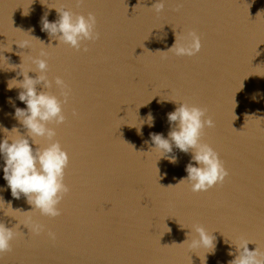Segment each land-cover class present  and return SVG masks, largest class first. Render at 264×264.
Masks as SVG:
<instances>
[{
    "label": "water",
    "instance_id": "1",
    "mask_svg": "<svg viewBox=\"0 0 264 264\" xmlns=\"http://www.w3.org/2000/svg\"><path fill=\"white\" fill-rule=\"evenodd\" d=\"M154 3L0 0V125L26 134L9 103L26 107L21 89L9 86L46 50L49 79L62 77L69 92L65 123L49 126L70 158V191L55 218L14 199L0 168V222L16 233L0 264H231L244 242L264 252V0H167L160 13ZM56 9L94 13L100 38L79 51L56 46L41 25L45 13L59 18ZM192 32L200 51L176 55L170 48L187 47ZM46 91L63 98L55 86ZM185 102L214 121L202 142L229 173L208 191L179 183L191 153L174 148L172 164L145 143L150 133L167 137V114ZM149 114L154 126L138 130ZM196 226L213 233L214 251L190 247Z\"/></svg>",
    "mask_w": 264,
    "mask_h": 264
},
{
    "label": "clouds",
    "instance_id": "2",
    "mask_svg": "<svg viewBox=\"0 0 264 264\" xmlns=\"http://www.w3.org/2000/svg\"><path fill=\"white\" fill-rule=\"evenodd\" d=\"M166 3L167 0H155L151 8L160 13ZM56 11L59 17L57 20L50 22L47 13L41 20L42 31H45L52 40L58 41L56 46L64 44L79 51L85 42L100 38L94 13L77 14L70 9H56ZM189 35L192 40L187 47L177 46L175 41L170 48L174 49L176 55L192 56L200 51L202 44L198 34L192 32ZM18 46L21 49L30 47L28 43ZM84 51H87V48H84ZM32 64L34 68L19 71L18 75L23 76L22 80L13 79L16 85L9 86V89L13 87L21 89L17 98L26 107H16L15 101L11 99L9 103L15 109L14 119L26 129V134H20L15 127L9 131L0 125V132L17 130L19 133L16 138H9L4 134V138L0 139V159L3 161L0 168L14 199L23 196L33 210L43 216L55 218L61 215L59 205L70 191L69 186L64 182L65 170L70 158L60 141L56 139V128L49 125L59 126L65 123L64 105L68 102L69 92L62 77L49 79L46 50H41L38 56L33 57ZM30 72L35 73L36 76L34 78L29 76ZM38 86H41L40 90ZM54 86L61 89L63 98L46 91ZM252 99L255 101L256 95ZM176 104L178 107L167 114L170 125L167 137L162 133H150V141L145 143L154 145L150 151L158 153L159 161L165 159L172 164L177 163L178 160L174 148L185 154L191 153V159L185 168L187 177L179 183L189 182L193 192L208 191L217 184L223 183L229 175L219 153L211 145L202 142L205 128L214 127V121L207 115V110L198 105L186 102ZM144 123L153 127L154 117L149 114L138 130ZM38 138L47 141L46 146L41 147ZM0 201L4 202L3 197H0ZM42 230L40 227L33 229L37 234ZM192 231L195 232V238L189 241L190 247L211 248L214 251L213 233L209 234L203 226H196L190 229V232ZM15 239L16 233L13 229L0 222V254L11 251ZM249 244L244 242L236 247L238 255L231 264H264V252L257 248L249 250Z\"/></svg>",
    "mask_w": 264,
    "mask_h": 264
}]
</instances>
